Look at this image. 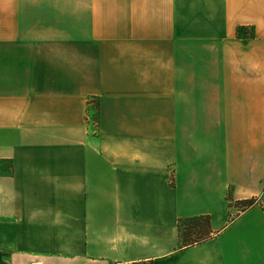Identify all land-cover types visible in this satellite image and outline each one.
Wrapping results in <instances>:
<instances>
[{"label": "crops", "instance_id": "crops-1", "mask_svg": "<svg viewBox=\"0 0 264 264\" xmlns=\"http://www.w3.org/2000/svg\"><path fill=\"white\" fill-rule=\"evenodd\" d=\"M0 264H264V0H0Z\"/></svg>", "mask_w": 264, "mask_h": 264}, {"label": "trees", "instance_id": "trees-1", "mask_svg": "<svg viewBox=\"0 0 264 264\" xmlns=\"http://www.w3.org/2000/svg\"><path fill=\"white\" fill-rule=\"evenodd\" d=\"M3 170L10 171L11 164L2 161ZM253 203V199L239 201L242 207ZM179 246H187L201 241L209 236V217L207 215H195L180 218L177 221Z\"/></svg>", "mask_w": 264, "mask_h": 264}, {"label": "rangeland", "instance_id": "rangeland-1", "mask_svg": "<svg viewBox=\"0 0 264 264\" xmlns=\"http://www.w3.org/2000/svg\"><path fill=\"white\" fill-rule=\"evenodd\" d=\"M241 206V205H240Z\"/></svg>", "mask_w": 264, "mask_h": 264}]
</instances>
